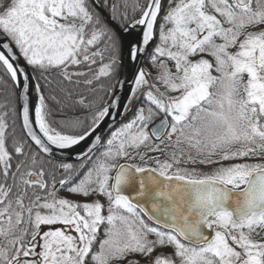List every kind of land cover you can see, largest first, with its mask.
<instances>
[{
    "label": "snow or ice",
    "instance_id": "1",
    "mask_svg": "<svg viewBox=\"0 0 264 264\" xmlns=\"http://www.w3.org/2000/svg\"><path fill=\"white\" fill-rule=\"evenodd\" d=\"M94 5L0 0V69L25 101L18 139L0 104V264H264V0L112 4L118 28ZM34 74L115 83L67 125L39 82L30 110ZM126 85L135 114L105 134Z\"/></svg>",
    "mask_w": 264,
    "mask_h": 264
},
{
    "label": "trees",
    "instance_id": "2",
    "mask_svg": "<svg viewBox=\"0 0 264 264\" xmlns=\"http://www.w3.org/2000/svg\"><path fill=\"white\" fill-rule=\"evenodd\" d=\"M99 5L106 11V13L111 17V5H117V13L125 11L123 5L127 2L129 5L127 8V14L129 19H131L134 15H139V13L133 12V3L134 0H96ZM145 0H140V3L143 4ZM168 0H165V5H167ZM96 11H98L95 8ZM99 12V11H98ZM100 13V12H99ZM101 15V14H100ZM101 18L103 16L101 15ZM105 20V19H104ZM114 21V20H113ZM117 25V21H114ZM144 66L148 67L147 58H145ZM99 67V63L97 65L92 66V70L89 71V76ZM84 70L88 71L87 68ZM34 77L37 82L41 84V91L46 97V105L50 110L49 119L55 122L71 125L77 119L85 120L90 116V109H85L80 106L76 101L79 99L80 95L83 94L87 96L89 100L95 101L96 104L101 103V97H104V92L99 90V83H103L107 86L109 83H115V81H101L97 83L98 90L96 92L90 91L87 86L81 84L79 87H73L71 85L61 84L59 77H49L52 81L51 83L46 84L43 77L39 74H34ZM83 79V78H81ZM64 88H68L72 91L73 95L68 97L66 93L63 91ZM55 97L53 100L51 97ZM59 101V103H57ZM7 103L9 116L8 123L10 125L8 132L15 136V138H20L23 136V131L20 123L19 109H18V92L17 88L13 85V82L7 76L3 69H0V104ZM131 106V105H129ZM135 114V105L130 113V115L122 122H127L130 120ZM120 126V125H119ZM118 126V127H119ZM116 127V128H118ZM57 162L53 161V164L49 167H53ZM215 165L211 166H203L198 165L195 167L202 168L206 172L211 171Z\"/></svg>",
    "mask_w": 264,
    "mask_h": 264
},
{
    "label": "water",
    "instance_id": "3",
    "mask_svg": "<svg viewBox=\"0 0 264 264\" xmlns=\"http://www.w3.org/2000/svg\"><path fill=\"white\" fill-rule=\"evenodd\" d=\"M165 4V0H164ZM94 7L100 12V14L103 16L105 21L109 24L110 27L118 28V25L111 19V17L106 13V11L99 5V3L95 0V5ZM151 45L149 46V51H151ZM145 61V59H144ZM143 61V63H144ZM29 73H31V69H27ZM121 76H123V72H121ZM37 83L36 79L34 78L32 80V86L30 87L29 91V100L27 103L29 104L30 110H34V108L37 105L38 99V93L34 90V85ZM17 88V87H16ZM128 88L129 85H126L123 91L119 92V96L121 99V102L125 105V108L120 109L118 112H113V116L115 117V121H106L105 123L107 124V127L104 129L105 134H107L109 129H112L114 127H118L131 113L135 101L133 104L129 107V104L127 103V100L125 99L126 96H128ZM18 92V109H19V116H20V123H21V106L23 103H25L23 99V93L20 91L19 88H17ZM129 107V108H128ZM103 127V126H102ZM89 140H91V137H89ZM88 144V141H84L82 145L77 146L74 148L72 151V156L69 158L68 156H65L61 151L57 150L56 151V157L57 160H54L55 162H58V160H63L65 162H70V163H78V154L83 150V148Z\"/></svg>",
    "mask_w": 264,
    "mask_h": 264
},
{
    "label": "flooded vegetation",
    "instance_id": "4",
    "mask_svg": "<svg viewBox=\"0 0 264 264\" xmlns=\"http://www.w3.org/2000/svg\"><path fill=\"white\" fill-rule=\"evenodd\" d=\"M214 167H216V166H214ZM61 195H65V196H67L68 194L67 193H64V192H61L60 193ZM70 199H75V200H79V199H81L80 197H69Z\"/></svg>",
    "mask_w": 264,
    "mask_h": 264
},
{
    "label": "rangeland",
    "instance_id": "5",
    "mask_svg": "<svg viewBox=\"0 0 264 264\" xmlns=\"http://www.w3.org/2000/svg\"><path fill=\"white\" fill-rule=\"evenodd\" d=\"M201 170H203L202 168H200ZM204 171V170H203ZM206 172V170H205ZM261 237H264V233H261L260 236H257L256 239H260Z\"/></svg>",
    "mask_w": 264,
    "mask_h": 264
},
{
    "label": "bare ground",
    "instance_id": "6",
    "mask_svg": "<svg viewBox=\"0 0 264 264\" xmlns=\"http://www.w3.org/2000/svg\"><path fill=\"white\" fill-rule=\"evenodd\" d=\"M37 105H38V102H37Z\"/></svg>",
    "mask_w": 264,
    "mask_h": 264
}]
</instances>
